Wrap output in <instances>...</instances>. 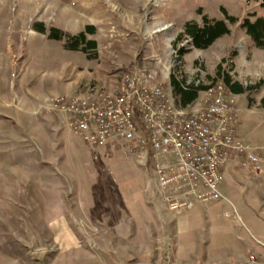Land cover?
<instances>
[{
	"label": "rangeland",
	"instance_id": "1",
	"mask_svg": "<svg viewBox=\"0 0 264 264\" xmlns=\"http://www.w3.org/2000/svg\"><path fill=\"white\" fill-rule=\"evenodd\" d=\"M261 2L0 0V264H165L155 257V225L133 212L149 200L144 186L164 195L145 155L95 156L49 98L93 86L114 91L123 73L134 71L162 85L178 106L170 76L209 86L228 75L251 86L236 93V132L263 151L264 47L242 26L264 18ZM224 12L237 20L208 47L187 39L174 45L185 22ZM88 24L96 50L66 48ZM51 28L65 38H49Z\"/></svg>",
	"mask_w": 264,
	"mask_h": 264
},
{
	"label": "built area",
	"instance_id": "2",
	"mask_svg": "<svg viewBox=\"0 0 264 264\" xmlns=\"http://www.w3.org/2000/svg\"><path fill=\"white\" fill-rule=\"evenodd\" d=\"M238 96L217 82L187 109L162 85L127 71L117 90L93 86L48 102L67 115L71 130L95 156L117 150L145 155L168 207L179 211L193 200H220L224 166L237 160L248 169L262 162L260 149L236 132ZM236 264L261 263L251 254Z\"/></svg>",
	"mask_w": 264,
	"mask_h": 264
},
{
	"label": "crops",
	"instance_id": "3",
	"mask_svg": "<svg viewBox=\"0 0 264 264\" xmlns=\"http://www.w3.org/2000/svg\"><path fill=\"white\" fill-rule=\"evenodd\" d=\"M261 153L264 155V150ZM142 187L138 185V191ZM144 187L149 200L133 212L141 223L149 218L155 225L157 234L152 238L159 248L157 261L236 264L253 254L264 263V160L251 169L242 168L237 160L224 166L223 197L211 203L193 200L179 211L170 209L164 195L159 198L152 186Z\"/></svg>",
	"mask_w": 264,
	"mask_h": 264
},
{
	"label": "trees",
	"instance_id": "4",
	"mask_svg": "<svg viewBox=\"0 0 264 264\" xmlns=\"http://www.w3.org/2000/svg\"><path fill=\"white\" fill-rule=\"evenodd\" d=\"M264 6V0L261 2ZM237 19L232 15H228L224 12V18L214 19L209 18L207 15L202 16V22L198 23L196 21H187L183 26V30L177 35L176 42L179 40H189L191 45L196 48H206L211 45L217 38L227 34L229 32L228 23H233ZM36 27L38 31L45 32L43 25H38ZM245 27L246 33L251 37L252 41L258 47H264V18L258 17L254 21L245 19L242 23ZM94 32V26L88 24L83 30L77 34L69 37L67 41L64 42L66 48L69 49H80L86 51L87 48L93 51L96 50L97 42L95 39L87 38L88 34ZM48 37L56 40H63L65 34L62 33L58 28H51ZM83 45V46H82ZM184 49L180 50L182 54ZM224 85L227 86L228 91L233 93H242L249 90L251 86L243 87L236 81H231L228 75L223 77ZM264 83V79L260 81ZM170 84L173 89V94L177 98V103L180 107H187L191 104L198 96L199 91L206 89L208 86L195 85L194 83H187L183 81H178L170 76Z\"/></svg>",
	"mask_w": 264,
	"mask_h": 264
}]
</instances>
